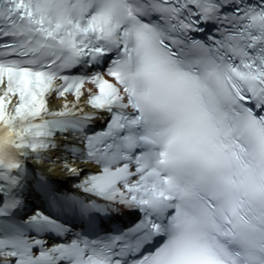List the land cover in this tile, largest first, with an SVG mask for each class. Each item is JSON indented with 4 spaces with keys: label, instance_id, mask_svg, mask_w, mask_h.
I'll use <instances>...</instances> for the list:
<instances>
[{
    "label": "snow or ice",
    "instance_id": "6c2138e0",
    "mask_svg": "<svg viewBox=\"0 0 264 264\" xmlns=\"http://www.w3.org/2000/svg\"><path fill=\"white\" fill-rule=\"evenodd\" d=\"M0 264H264V0H0Z\"/></svg>",
    "mask_w": 264,
    "mask_h": 264
}]
</instances>
